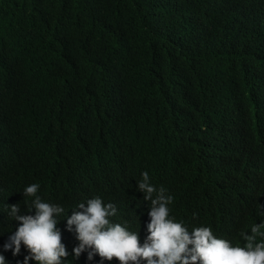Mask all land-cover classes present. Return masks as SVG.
Segmentation results:
<instances>
[{"label": "trees", "instance_id": "obj_1", "mask_svg": "<svg viewBox=\"0 0 264 264\" xmlns=\"http://www.w3.org/2000/svg\"><path fill=\"white\" fill-rule=\"evenodd\" d=\"M143 172L189 230L243 247L242 233L264 223V0H0L7 264L28 253L3 249L18 224L6 205L28 214L21 191L32 183L69 215L102 197L143 242ZM65 224L72 264L78 241ZM99 262L82 253L73 264Z\"/></svg>", "mask_w": 264, "mask_h": 264}, {"label": "clouds", "instance_id": "obj_2", "mask_svg": "<svg viewBox=\"0 0 264 264\" xmlns=\"http://www.w3.org/2000/svg\"><path fill=\"white\" fill-rule=\"evenodd\" d=\"M40 185L32 183L21 191L28 198V214H21L20 204L6 205L7 216L18 222L3 245L4 251L18 255L23 246L28 255L22 264H65L69 252L62 243V232L57 226L66 221L65 230L75 233L78 243L72 249V264L82 253L87 260L100 257L99 264L116 258L118 264H264V223L251 226L250 234L242 233L246 244L241 247L214 235L207 226L189 230L182 221L170 215L173 197L163 187L157 189L147 172L141 173L136 191L149 203L147 235L140 241L139 232L126 224L111 220L117 207L93 197L79 203L65 213L63 206L44 201L38 194ZM64 217L60 219V217ZM0 264H7L0 254Z\"/></svg>", "mask_w": 264, "mask_h": 264}]
</instances>
